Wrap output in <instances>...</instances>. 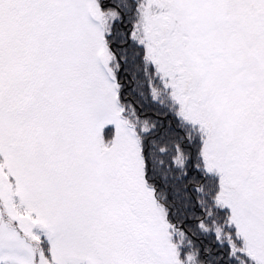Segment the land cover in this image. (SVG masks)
I'll return each instance as SVG.
<instances>
[{"label": "snow or ice", "instance_id": "6c2138e0", "mask_svg": "<svg viewBox=\"0 0 264 264\" xmlns=\"http://www.w3.org/2000/svg\"><path fill=\"white\" fill-rule=\"evenodd\" d=\"M0 264H264V0H0Z\"/></svg>", "mask_w": 264, "mask_h": 264}]
</instances>
